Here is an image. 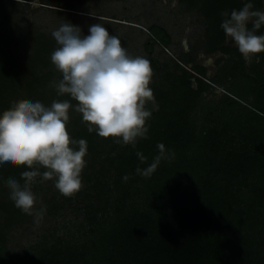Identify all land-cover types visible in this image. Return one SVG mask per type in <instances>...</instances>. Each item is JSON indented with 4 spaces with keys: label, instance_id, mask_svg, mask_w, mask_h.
Returning a JSON list of instances; mask_svg holds the SVG:
<instances>
[{
    "label": "trees",
    "instance_id": "1",
    "mask_svg": "<svg viewBox=\"0 0 264 264\" xmlns=\"http://www.w3.org/2000/svg\"><path fill=\"white\" fill-rule=\"evenodd\" d=\"M21 2L0 0V124L22 130L0 132V264H264V0H178L202 38L150 56L158 82L115 104L99 58L69 62L52 35L23 32ZM243 18L247 57L227 40ZM148 30V53L171 45ZM200 52L220 53L213 75ZM59 172L36 206L52 223L12 251L37 212L30 191Z\"/></svg>",
    "mask_w": 264,
    "mask_h": 264
},
{
    "label": "rangeland",
    "instance_id": "2",
    "mask_svg": "<svg viewBox=\"0 0 264 264\" xmlns=\"http://www.w3.org/2000/svg\"><path fill=\"white\" fill-rule=\"evenodd\" d=\"M23 1V21L20 22L23 32L33 29L52 35L58 54L69 62L79 57L99 58L105 85L102 100L113 104L123 100L135 101L144 86L158 82L160 78L148 61L150 56L162 63L170 62L182 50H189L192 42L202 38L204 27L198 14L185 10V5L178 0H71V8L55 7L39 0L29 3ZM247 22L246 18L240 19V29L235 32L231 28L227 35L228 42L240 46L246 57L249 52L243 35ZM152 23L165 26L172 35V43L167 49L155 43L153 51L148 53L146 41ZM219 56L220 53L198 54V59L207 66L209 76L215 73V59ZM57 84L52 83L55 87ZM214 90L216 93L221 91L219 88ZM48 128L49 123L41 120L34 134L49 132ZM19 130L0 124V132L10 136L8 143L18 132H22ZM63 178L59 172L51 181L41 182L32 188L30 195L35 210L41 202V193L57 191ZM39 213L40 209L36 212L33 224L23 225L12 232V251L27 247L42 226L52 223V220L46 223L39 221ZM70 219L69 215L65 218L58 215L56 222H67Z\"/></svg>",
    "mask_w": 264,
    "mask_h": 264
}]
</instances>
